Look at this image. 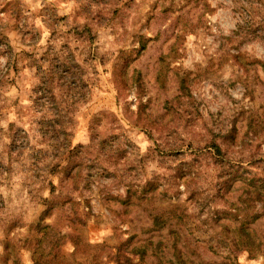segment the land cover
Segmentation results:
<instances>
[{"label": "rangeland", "instance_id": "rangeland-1", "mask_svg": "<svg viewBox=\"0 0 264 264\" xmlns=\"http://www.w3.org/2000/svg\"><path fill=\"white\" fill-rule=\"evenodd\" d=\"M161 56L165 91L155 81ZM259 62L264 0H0V264H152L150 251L141 263L133 255L149 219L119 201L124 185L155 179L168 191L155 206L191 208L180 171L197 158L186 185L199 204L216 175L211 156L160 154L157 144L220 141L234 127L227 157L242 160L234 166L245 177H264L249 158L264 157V126L247 132L250 117L264 125ZM186 75L192 114L180 118L164 102L176 103ZM51 102L70 119L58 135L48 130ZM162 125L171 133H156ZM68 159L82 165L76 192L62 179ZM105 166L125 175L105 178ZM257 222L261 235L264 218Z\"/></svg>", "mask_w": 264, "mask_h": 264}, {"label": "trees", "instance_id": "trees-1", "mask_svg": "<svg viewBox=\"0 0 264 264\" xmlns=\"http://www.w3.org/2000/svg\"><path fill=\"white\" fill-rule=\"evenodd\" d=\"M142 38V36L139 37L140 44ZM145 45L146 43H142V46H144L142 50ZM160 58L162 68L158 72L155 81L165 91L166 79L162 69L166 68L167 57L161 56ZM259 63L262 64L264 71V62ZM133 72H136V69ZM180 80L179 94L174 97L176 103L167 106L169 102L165 101L164 104L168 110L178 108L179 116L183 118V116L192 114L190 108L192 99H190L188 76L186 75ZM46 94H50V98L54 99L50 91ZM49 104L51 105L49 111L53 113L52 119L47 122L48 130H53L52 133L56 132L57 135L60 132L64 133L61 128L56 131V126L63 128L65 124L70 125L69 115L65 114L63 116L57 108L52 106L53 102ZM256 115L257 112L254 116ZM259 118V116H256L247 119V132L252 131L253 135H256L259 126H264ZM158 120L160 121V119ZM179 125L181 126V124ZM145 128L148 129V127ZM164 128L165 126H160L156 129V133L160 132L161 136L165 133H171V131L166 132ZM234 133L235 128L233 127V129L224 131L222 140L218 141L217 136L213 134L211 139L207 137L205 141H200L196 146H193L192 142H188L186 146L181 144L168 148H161L160 145H156L160 154L184 155L185 151L190 149L199 154L209 155L214 160L213 167L216 174L212 176L213 179L215 176L214 189L200 204L196 202L197 195L195 191L189 185H186L187 183L192 184L198 176L199 172L195 167L198 163L197 158L195 157L194 165H190L189 170L180 171L181 175L179 177L183 179L188 199L192 202L191 206L197 207L196 210L194 209V213H190L193 207L189 208L179 204L169 203L167 207L155 206V203L159 202V196H168V191H164L163 188L160 189L155 179L146 180L144 185L132 183L124 185L126 189L125 196L123 199L118 198L119 201L125 202L128 208L135 209L137 214L139 212L145 213L149 219L148 226H143L141 229L142 234L145 235L142 239L144 244L133 249V255L134 257L139 256L140 263L143 262L149 251L150 257L153 259L152 264H239L238 258L241 254L249 255L251 259L258 257L264 259V232L261 235L259 234L260 228L257 222V220L264 218V177L258 178L259 175L257 174H254L253 177H245L247 171L235 170L239 166L234 165L238 162L243 163L242 160L240 159L237 162L230 160L223 147L226 139L231 137L233 140ZM249 139L252 138L249 137ZM68 148V146H65L64 150L66 151ZM249 158H251L250 164H252L250 166L256 169L264 165V157L250 153ZM70 161L71 159H68L66 162L67 165L63 170L62 179L63 183H71L75 186L74 192H76L79 188L77 183L82 173V165ZM115 167L105 166L102 169L105 178L115 177L116 179V175H119V173H121V176L125 175ZM111 168H114V171L117 170L115 175L109 172ZM262 176H264V171ZM61 196L63 198L61 194L58 197ZM65 200L72 202L71 197H66ZM217 202H221L223 206H217ZM109 212L111 213L112 209H109ZM202 225L207 228L200 235L197 231ZM207 253L219 257L221 261L205 262L202 259L203 255ZM129 261L131 262V260Z\"/></svg>", "mask_w": 264, "mask_h": 264}]
</instances>
